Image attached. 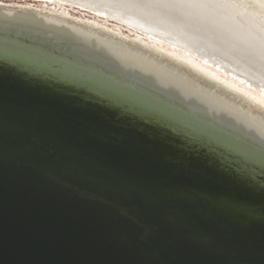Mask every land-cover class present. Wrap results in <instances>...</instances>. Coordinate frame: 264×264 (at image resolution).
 Segmentation results:
<instances>
[{"label":"water","instance_id":"obj_1","mask_svg":"<svg viewBox=\"0 0 264 264\" xmlns=\"http://www.w3.org/2000/svg\"><path fill=\"white\" fill-rule=\"evenodd\" d=\"M76 45L0 25V264H264V141Z\"/></svg>","mask_w":264,"mask_h":264},{"label":"bare ground","instance_id":"obj_2","mask_svg":"<svg viewBox=\"0 0 264 264\" xmlns=\"http://www.w3.org/2000/svg\"><path fill=\"white\" fill-rule=\"evenodd\" d=\"M72 1L110 13L124 25L181 48L195 56L192 60L197 64L199 61L195 59L209 64L217 74L224 70L255 90L256 86L264 89V0ZM0 25L68 38L78 49L93 52L117 67H125L166 90L195 101L264 141V116L251 113L249 106L236 97H226L223 92L227 91L207 81L199 82L198 76L161 56L94 32L98 31L95 28L87 30L23 12L0 10ZM118 29L122 31L123 26L118 25Z\"/></svg>","mask_w":264,"mask_h":264},{"label":"rangeland","instance_id":"obj_3","mask_svg":"<svg viewBox=\"0 0 264 264\" xmlns=\"http://www.w3.org/2000/svg\"><path fill=\"white\" fill-rule=\"evenodd\" d=\"M72 2L75 1L0 0V10H12L15 12L48 17L71 25L83 27L87 30H93V28L98 29V31H93L105 36L115 37V39L123 43L137 46L142 50L151 52L153 55H158V57L161 56L170 62L184 67L194 75L205 80L197 77L196 79L199 80V82L204 83L207 81L208 83H212L220 88V90L223 89L227 91V93L223 92L226 97L232 95V97H236L242 103L249 106L251 113L264 116V89L262 87L256 86L255 90L252 86H248L244 80L236 79L232 74L226 73L224 70L219 71L221 74H217L214 72L213 67L208 66L209 64L205 62L200 63V60L195 59L199 61L197 64L192 60L195 56L188 54L179 47L171 45L169 42H165L155 35H145V32L141 30H136V28L132 26L124 25L119 22V18L111 16L110 13L107 14L104 11L87 8L86 5H78ZM239 3L240 6H245L243 1ZM118 25L123 26L122 31L118 29ZM204 66L209 67L210 70H205ZM187 75L195 78L194 75L188 72Z\"/></svg>","mask_w":264,"mask_h":264}]
</instances>
